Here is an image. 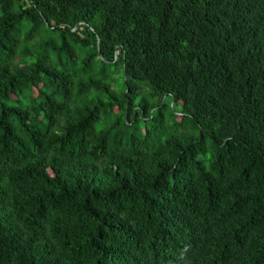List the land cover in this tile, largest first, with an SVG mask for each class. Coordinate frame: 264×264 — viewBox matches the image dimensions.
Masks as SVG:
<instances>
[{"label": "trees", "instance_id": "1", "mask_svg": "<svg viewBox=\"0 0 264 264\" xmlns=\"http://www.w3.org/2000/svg\"><path fill=\"white\" fill-rule=\"evenodd\" d=\"M0 264H264V0H0Z\"/></svg>", "mask_w": 264, "mask_h": 264}]
</instances>
